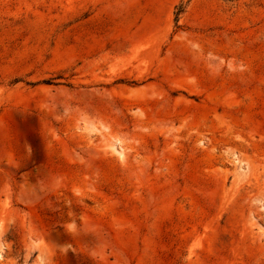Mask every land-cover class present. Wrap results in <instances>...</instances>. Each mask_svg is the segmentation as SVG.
I'll return each mask as SVG.
<instances>
[{
    "label": "rangeland",
    "instance_id": "374dc122",
    "mask_svg": "<svg viewBox=\"0 0 264 264\" xmlns=\"http://www.w3.org/2000/svg\"><path fill=\"white\" fill-rule=\"evenodd\" d=\"M0 264H264V0H0Z\"/></svg>",
    "mask_w": 264,
    "mask_h": 264
}]
</instances>
